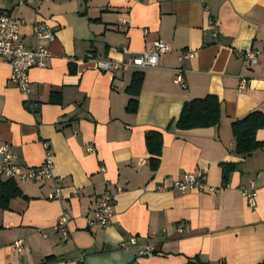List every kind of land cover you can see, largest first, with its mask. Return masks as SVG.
<instances>
[{
  "label": "crops",
  "instance_id": "obj_1",
  "mask_svg": "<svg viewBox=\"0 0 264 264\" xmlns=\"http://www.w3.org/2000/svg\"><path fill=\"white\" fill-rule=\"evenodd\" d=\"M2 11L20 24L27 48L35 23L55 32L52 58L28 73V94L9 82L11 68L0 62V145L12 148L23 171L39 167L48 148L54 170L46 182L12 181L22 197L0 210V264L264 261V129L255 135L262 147L246 157L234 153L231 134L233 123L264 115V0H0ZM157 41L170 50L155 68L104 73L85 60L125 61ZM249 50L260 54L245 70ZM186 52L193 57L182 59ZM177 69L184 87L174 82ZM135 73L143 82L131 114L125 90ZM207 96L220 103L219 126L177 130L183 105ZM153 131L162 134L155 169L145 147ZM224 165L233 166L225 184ZM186 174L204 175L218 191L173 190ZM56 187L61 198L52 200ZM243 189L255 191L254 208ZM102 193L112 198L111 223L90 226ZM64 212L65 239L55 230ZM131 237L151 254L122 249ZM17 240L21 254L12 247Z\"/></svg>",
  "mask_w": 264,
  "mask_h": 264
},
{
  "label": "built area",
  "instance_id": "obj_2",
  "mask_svg": "<svg viewBox=\"0 0 264 264\" xmlns=\"http://www.w3.org/2000/svg\"><path fill=\"white\" fill-rule=\"evenodd\" d=\"M33 3L51 2L53 0H29ZM124 20L119 21V25H125ZM19 23L12 19L10 15L2 11L0 12V62L10 66L9 82L14 85L21 94L26 95L30 91L29 71L33 68L43 69L46 63L52 58V54L48 49V45L55 40V32L52 28L44 23H35L32 26V39L34 44L32 47H25L19 37ZM216 34L215 25L210 23ZM170 50L169 46L163 41H157L153 44L152 49L148 52L128 57L125 61L117 62L111 60H98L88 54L85 60L91 62L95 68L104 73L126 72L129 69H146L158 66L159 58ZM260 52L257 50L246 51L243 55L242 68L247 70L257 64ZM192 53L186 52L182 59H190ZM183 69H177L174 82L184 87ZM246 88L245 79H240L238 91L243 92ZM46 148V145H45ZM88 152H93L88 149ZM53 158L48 150L45 149L43 163L36 168H27L24 171L19 168L15 162L12 148L8 145H0V181H18L20 183H41L53 179ZM171 188L179 193L190 191L216 193L218 190L209 187L206 184L204 175L186 174L181 179L173 181ZM247 205L254 208L256 205V193L253 190H242ZM52 200L61 198V189L56 187L49 195ZM113 215L112 198L107 193H102L97 197L96 207L92 213V219L89 225H97L100 227L108 226L111 223ZM67 212H64L59 218V222L55 230L60 232L62 237L66 238L64 230L67 224ZM180 231V230H179ZM14 251L21 254L23 246L20 240L12 243ZM124 250L135 247L138 255H150L151 247L148 245H138L137 239L131 237L120 244Z\"/></svg>",
  "mask_w": 264,
  "mask_h": 264
},
{
  "label": "trees",
  "instance_id": "obj_3",
  "mask_svg": "<svg viewBox=\"0 0 264 264\" xmlns=\"http://www.w3.org/2000/svg\"><path fill=\"white\" fill-rule=\"evenodd\" d=\"M143 74L135 73L125 92L131 96L126 111L135 113L137 107L136 97L140 93ZM221 122V108L219 101L212 96L203 99H196L186 102L178 119L175 128L179 131L193 129L215 128ZM264 129V115L252 113L244 119L231 125V134L234 139V153L238 156H249L252 152L262 147L256 138V132ZM145 147L152 156L151 165L155 169L162 148V134L157 131L149 132L145 135ZM233 171V166H222L223 183H227L228 177ZM22 197V193L12 181H0V210L9 208L11 200ZM264 264V261L261 263Z\"/></svg>",
  "mask_w": 264,
  "mask_h": 264
}]
</instances>
